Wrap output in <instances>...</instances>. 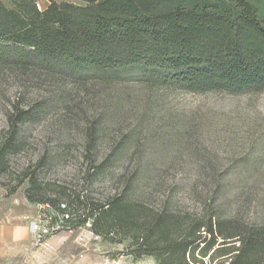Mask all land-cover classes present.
I'll list each match as a JSON object with an SVG mask.
<instances>
[{"label":"rangeland","instance_id":"rangeland-1","mask_svg":"<svg viewBox=\"0 0 264 264\" xmlns=\"http://www.w3.org/2000/svg\"><path fill=\"white\" fill-rule=\"evenodd\" d=\"M37 1L42 11L50 5ZM27 52L0 42V264H22L39 205L69 207L73 195L102 206L116 198L131 203L139 228L104 238L90 221H75L73 233L32 251L36 264H101L105 257L158 264L135 258L129 238L143 236L148 215L162 212L182 235L218 218L264 225V92H188L145 71L76 68L40 53L26 63ZM195 257L228 264L199 251Z\"/></svg>","mask_w":264,"mask_h":264},{"label":"trees","instance_id":"trees-1","mask_svg":"<svg viewBox=\"0 0 264 264\" xmlns=\"http://www.w3.org/2000/svg\"><path fill=\"white\" fill-rule=\"evenodd\" d=\"M5 1L0 0V42L20 49L21 56L28 51L26 63L40 53L76 68L145 71L161 86L188 92H264V0H49L44 11L37 0ZM12 128L17 131V124ZM70 199L75 224L90 221L101 237L139 228L138 213L122 199L104 206L80 195ZM174 220L164 212L148 215L144 235H130L133 256L199 264V251L212 262L264 264V225L218 218L195 223L182 235Z\"/></svg>","mask_w":264,"mask_h":264},{"label":"built area","instance_id":"built-area-1","mask_svg":"<svg viewBox=\"0 0 264 264\" xmlns=\"http://www.w3.org/2000/svg\"><path fill=\"white\" fill-rule=\"evenodd\" d=\"M41 211L39 218L31 224V233L33 236V246L22 258V264H36L31 258V253L38 247L47 243V241L60 233L74 232V216L66 204L59 205L55 210L50 204L39 205ZM44 212L45 214H42ZM101 264H121L120 260L103 258Z\"/></svg>","mask_w":264,"mask_h":264}]
</instances>
